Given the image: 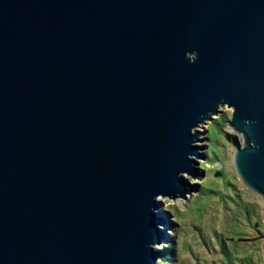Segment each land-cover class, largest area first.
Segmentation results:
<instances>
[{
    "label": "water",
    "instance_id": "water-1",
    "mask_svg": "<svg viewBox=\"0 0 264 264\" xmlns=\"http://www.w3.org/2000/svg\"><path fill=\"white\" fill-rule=\"evenodd\" d=\"M224 105L264 200V0H0V264H155Z\"/></svg>",
    "mask_w": 264,
    "mask_h": 264
},
{
    "label": "rangeland",
    "instance_id": "rangeland-1",
    "mask_svg": "<svg viewBox=\"0 0 264 264\" xmlns=\"http://www.w3.org/2000/svg\"><path fill=\"white\" fill-rule=\"evenodd\" d=\"M219 109L199 126L201 156L195 175L185 174L186 198L159 199L165 231L155 264H264V200L235 169L243 137L231 129V108ZM171 243L170 256L163 251Z\"/></svg>",
    "mask_w": 264,
    "mask_h": 264
},
{
    "label": "trees",
    "instance_id": "trees-1",
    "mask_svg": "<svg viewBox=\"0 0 264 264\" xmlns=\"http://www.w3.org/2000/svg\"><path fill=\"white\" fill-rule=\"evenodd\" d=\"M208 137L210 138V140L213 139V135H211V132H209ZM167 209V208H166ZM163 212H166L165 210ZM172 249H174V244L171 243L170 245L168 244L167 248L163 251L164 253H167L168 255H172L171 251ZM162 251H156V254H160ZM162 256V255H161Z\"/></svg>",
    "mask_w": 264,
    "mask_h": 264
},
{
    "label": "bare ground",
    "instance_id": "bare-ground-1",
    "mask_svg": "<svg viewBox=\"0 0 264 264\" xmlns=\"http://www.w3.org/2000/svg\"><path fill=\"white\" fill-rule=\"evenodd\" d=\"M161 198H162V197H159V199H161ZM156 209H158V206H155V207H154V210H155V213L157 214V216H158V218H159V225L161 226V228L163 229V231H165V229L162 227L163 225H161V224H162V222H161L162 219H161L160 216L158 215Z\"/></svg>",
    "mask_w": 264,
    "mask_h": 264
},
{
    "label": "clouds",
    "instance_id": "clouds-1",
    "mask_svg": "<svg viewBox=\"0 0 264 264\" xmlns=\"http://www.w3.org/2000/svg\"><path fill=\"white\" fill-rule=\"evenodd\" d=\"M189 59L191 60V61H195V58L194 57H192L191 55H189Z\"/></svg>",
    "mask_w": 264,
    "mask_h": 264
}]
</instances>
